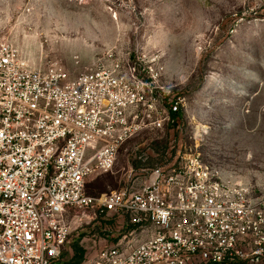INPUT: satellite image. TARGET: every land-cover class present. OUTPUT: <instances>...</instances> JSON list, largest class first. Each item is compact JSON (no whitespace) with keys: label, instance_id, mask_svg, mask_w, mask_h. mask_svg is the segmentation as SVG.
<instances>
[{"label":"built area","instance_id":"obj_1","mask_svg":"<svg viewBox=\"0 0 264 264\" xmlns=\"http://www.w3.org/2000/svg\"><path fill=\"white\" fill-rule=\"evenodd\" d=\"M163 78L156 53L103 51L71 75L30 68L0 38V264H62L72 225L113 214L126 228L89 264H264V190L229 185L200 153L154 168L135 192L86 193L123 143L185 109Z\"/></svg>","mask_w":264,"mask_h":264},{"label":"rangeland","instance_id":"obj_2","mask_svg":"<svg viewBox=\"0 0 264 264\" xmlns=\"http://www.w3.org/2000/svg\"><path fill=\"white\" fill-rule=\"evenodd\" d=\"M0 38L30 68L57 64L71 75L103 51L160 57L165 92L185 109L163 130L123 143L112 171L88 179L86 193L135 192L154 168L191 153L229 185L264 190V0H0ZM126 223L113 214L72 225L62 264L75 245L79 264H89Z\"/></svg>","mask_w":264,"mask_h":264},{"label":"trees","instance_id":"obj_3","mask_svg":"<svg viewBox=\"0 0 264 264\" xmlns=\"http://www.w3.org/2000/svg\"><path fill=\"white\" fill-rule=\"evenodd\" d=\"M179 114H176L174 116H177ZM73 251H74V255L72 257V262L71 264H79L82 259H83V250L81 248H79L77 245L74 246L73 248Z\"/></svg>","mask_w":264,"mask_h":264},{"label":"crops","instance_id":"obj_4","mask_svg":"<svg viewBox=\"0 0 264 264\" xmlns=\"http://www.w3.org/2000/svg\"><path fill=\"white\" fill-rule=\"evenodd\" d=\"M239 264H261V263H250V262H243V263H239Z\"/></svg>","mask_w":264,"mask_h":264}]
</instances>
